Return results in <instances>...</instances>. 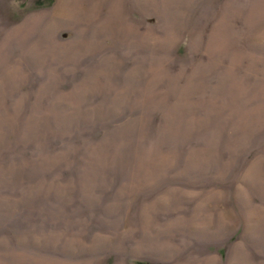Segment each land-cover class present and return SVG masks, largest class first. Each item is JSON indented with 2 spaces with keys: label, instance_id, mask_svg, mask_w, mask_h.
<instances>
[{
  "label": "rangeland",
  "instance_id": "1",
  "mask_svg": "<svg viewBox=\"0 0 264 264\" xmlns=\"http://www.w3.org/2000/svg\"><path fill=\"white\" fill-rule=\"evenodd\" d=\"M0 264H264V0H0Z\"/></svg>",
  "mask_w": 264,
  "mask_h": 264
}]
</instances>
